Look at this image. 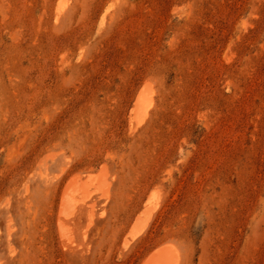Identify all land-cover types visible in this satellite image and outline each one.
<instances>
[{"label":"rangeland","instance_id":"374dc122","mask_svg":"<svg viewBox=\"0 0 264 264\" xmlns=\"http://www.w3.org/2000/svg\"><path fill=\"white\" fill-rule=\"evenodd\" d=\"M103 165L110 197L60 224L67 182ZM166 242L264 264V0H0V264H142Z\"/></svg>","mask_w":264,"mask_h":264},{"label":"bare ground","instance_id":"6f19581e","mask_svg":"<svg viewBox=\"0 0 264 264\" xmlns=\"http://www.w3.org/2000/svg\"><path fill=\"white\" fill-rule=\"evenodd\" d=\"M60 6L64 7L65 5L64 4L61 5L60 3ZM154 91L155 90H153V87L150 84H146L139 90L134 107L131 112V118H130L131 130L133 129L135 130L137 127L142 125L150 116L151 110L155 107ZM107 173L108 172L106 171V168L103 165L98 170L93 169L92 171L86 172L85 175L75 174L67 182L63 191L62 205L60 212L61 214L60 224L62 225L71 224V221L74 218H77L79 213L88 210V207H90L89 209L94 207L93 205L98 200L101 199L107 200L110 197V184L108 183L109 181L107 179ZM47 180L48 179H46V181ZM160 200H161L160 193L158 191H152L151 194L149 195L145 207L143 208L141 213L137 216L135 222L133 223L125 239V244H126V245L124 244L125 248L130 242H132L133 240L135 241L136 238H139L141 237V235L146 233L151 223V220L153 219L154 215H156L155 213L158 211L161 202ZM92 210H94V208ZM89 219H90V215H89ZM62 227L63 226H61V228ZM180 263H181V258L176 246L171 242H166L152 249V251L145 257L142 264H180Z\"/></svg>","mask_w":264,"mask_h":264}]
</instances>
